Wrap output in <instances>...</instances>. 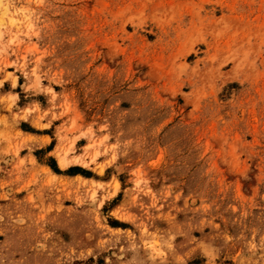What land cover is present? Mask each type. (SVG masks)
Masks as SVG:
<instances>
[{"label":"rangeland","instance_id":"rangeland-1","mask_svg":"<svg viewBox=\"0 0 264 264\" xmlns=\"http://www.w3.org/2000/svg\"><path fill=\"white\" fill-rule=\"evenodd\" d=\"M0 264H264V0H0Z\"/></svg>","mask_w":264,"mask_h":264}]
</instances>
